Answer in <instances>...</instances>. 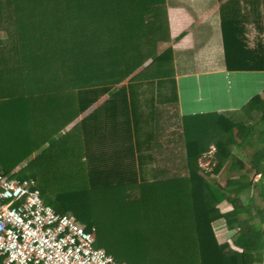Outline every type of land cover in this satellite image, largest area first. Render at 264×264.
Here are the masks:
<instances>
[{"label":"trees","instance_id":"obj_1","mask_svg":"<svg viewBox=\"0 0 264 264\" xmlns=\"http://www.w3.org/2000/svg\"><path fill=\"white\" fill-rule=\"evenodd\" d=\"M252 2L242 11L255 32L234 15L221 21L227 69L264 71V0ZM164 12V0L1 1L0 173L34 178L42 199L77 222L96 202L111 218L108 238L94 222L78 223L94 227L95 246L108 253L104 243L121 240L124 254L138 255L126 263H260L264 206L241 199L258 182L218 174L244 166L232 152L249 138L241 121L264 140V98L233 112L180 115L174 86L163 91L172 74L170 48H157ZM218 218L238 228L231 242L216 239Z\"/></svg>","mask_w":264,"mask_h":264},{"label":"crops","instance_id":"obj_2","mask_svg":"<svg viewBox=\"0 0 264 264\" xmlns=\"http://www.w3.org/2000/svg\"><path fill=\"white\" fill-rule=\"evenodd\" d=\"M5 1V0H0ZM253 0H164L165 12L162 13V40L158 43V51L170 48L171 56L167 65L172 74L165 77L163 91L176 90L178 112L180 115H199L213 112H233L241 108L252 96L259 94L264 98L263 70H230L225 66L221 21L224 18L237 17L241 24L255 32L251 14L243 12L244 4H254ZM240 7L241 11H232ZM247 6V5H246ZM254 18L256 17L253 16ZM253 31V32H252ZM168 34V39L165 38ZM5 32L0 30V41ZM250 45L253 42H249ZM1 46V43H0ZM187 68V69H181ZM172 83H171V82ZM247 141L240 147H233L232 152L243 162L244 166L228 168L224 165L218 178L224 182L231 175L245 173V177L258 182L248 194L241 195L243 206H247L249 198H253L252 206H264L259 201V190L264 183V140L259 139L258 130L251 123L241 121ZM71 127L68 125L63 130ZM243 131V132H244ZM252 140V142H250ZM251 144V145H250ZM256 151V154L254 152ZM19 166L15 167L18 170ZM261 180V181H260ZM259 184V186H258ZM222 211L231 209L227 202L220 204ZM255 212V209H252ZM242 216H247L243 214ZM259 221L258 218L254 219ZM213 232L219 242H231L237 227H228L223 218L211 223ZM264 227V220L261 224ZM256 264H264L262 261Z\"/></svg>","mask_w":264,"mask_h":264},{"label":"built area","instance_id":"obj_3","mask_svg":"<svg viewBox=\"0 0 264 264\" xmlns=\"http://www.w3.org/2000/svg\"><path fill=\"white\" fill-rule=\"evenodd\" d=\"M213 150L203 154L202 166ZM94 231L56 212L42 199L34 178L0 173V256L5 264H132L95 246Z\"/></svg>","mask_w":264,"mask_h":264},{"label":"rangeland","instance_id":"obj_4","mask_svg":"<svg viewBox=\"0 0 264 264\" xmlns=\"http://www.w3.org/2000/svg\"><path fill=\"white\" fill-rule=\"evenodd\" d=\"M181 69H187V68H181ZM103 98V97H102ZM101 99H99L100 101ZM98 101V102H99ZM96 203V202H95ZM93 203L94 205V208H93V211L91 213H89V218L86 219V220H83L80 221L78 220L79 223H86L88 221H92L95 223V226L97 228V234L100 235L101 232H103L105 235H107V226H108V222L109 220L111 219H108L107 216L105 215L106 213H102L100 212V210H98V204L96 203ZM87 211V210H86ZM84 211L83 214H86L89 212V211ZM110 216H112L111 212L109 214ZM107 238H108V235H107ZM110 243L109 244H105L103 245V247L105 248H109L110 250V253L112 255H116V254H119L121 256V260L126 263L128 262V259L125 257H131V258H138V255L136 254H124V253H127V252H124L126 251L125 249L127 248L126 246H124L123 243H120L122 242L121 240L119 241H115L113 238H110ZM152 257V255H151ZM155 258V257H154ZM145 259V258H144ZM160 261L159 259L158 260H153V258H149L147 260H142V259H136V260H132V263L133 264H158L157 262ZM161 263H162V260H161Z\"/></svg>","mask_w":264,"mask_h":264}]
</instances>
